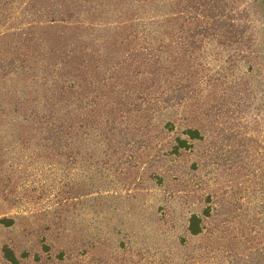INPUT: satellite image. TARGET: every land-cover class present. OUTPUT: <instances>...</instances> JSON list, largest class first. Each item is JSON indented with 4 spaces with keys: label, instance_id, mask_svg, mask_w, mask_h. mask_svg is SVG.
<instances>
[{
    "label": "rangeland",
    "instance_id": "374dc122",
    "mask_svg": "<svg viewBox=\"0 0 264 264\" xmlns=\"http://www.w3.org/2000/svg\"><path fill=\"white\" fill-rule=\"evenodd\" d=\"M4 1L8 27L33 17L26 6L40 12L25 45L0 30V75L36 54L61 66L81 93L82 139L59 151L0 128V220H15L0 224V264L6 244L29 255L21 264H264V60L250 69L222 48L204 14L238 33L240 5ZM178 138L191 148L175 154Z\"/></svg>",
    "mask_w": 264,
    "mask_h": 264
},
{
    "label": "trees",
    "instance_id": "16d2710c",
    "mask_svg": "<svg viewBox=\"0 0 264 264\" xmlns=\"http://www.w3.org/2000/svg\"><path fill=\"white\" fill-rule=\"evenodd\" d=\"M236 3L238 7L240 5L242 8L238 33L229 26L216 25V21L223 20V18L218 19L209 10L204 12V14L207 20L211 19L208 27L210 30L214 31V33L218 31L224 32L221 33L225 37L224 41L221 42L225 44L222 48L226 49V44L236 45L237 49L240 50H236L234 55L241 52L242 58L240 60L248 64L251 69L253 68L252 62L258 63V61L264 60V0H197V4L203 8L201 11L213 4L221 7L223 9L222 13H225V7ZM12 5L13 2L0 0V30L4 28V31L12 32L15 36V38H12L25 45L26 33L27 39H35L34 37H29L32 33L28 32V30L32 27L28 28V25L31 26V23L37 19L40 10L37 7L34 12L31 5L26 6V9L31 11L29 15L33 17L27 19L26 23L8 27L7 25L13 19L11 16L13 11L10 8ZM9 9L11 12L6 15ZM40 9L41 16L44 10ZM231 10L230 13L236 11L237 8H231ZM51 13L56 16L62 11L57 6H53ZM66 15L69 16L62 18L61 21L66 22L68 19H74L72 14ZM93 15L94 13H90L91 17ZM228 15L229 13L225 17L227 18ZM13 22L16 21L14 20ZM71 25L72 27L75 26L74 24ZM232 51L234 50L232 49ZM27 57L22 58L20 64L14 59L11 60L14 76H17L20 79L19 81L15 80L14 76H9L10 74L0 75L2 90L0 91V128L10 129L16 126L17 129L18 126H25L32 129L33 132L42 134L40 142L42 144L44 142L46 147L50 148L52 146L53 149L59 151L72 149L76 146L81 147V93L78 92L80 97L75 96L76 93H73L74 89H76V86L72 84L74 79H65L58 71L61 67L58 64L52 68L46 55L37 56L36 54L35 56L30 55ZM30 58L32 61H30ZM23 76L26 79H23ZM76 90H78V87ZM4 107L7 112L1 110ZM185 135L191 141L202 139L200 132L193 128H188L185 131ZM189 140L178 138L179 144L174 150L175 154H178L180 150L190 149ZM76 156L81 157V152L77 153ZM0 224L3 227L10 228L15 225V220L2 218ZM189 231L194 236L202 233L203 220L200 216H191ZM1 252L9 264H21L22 259L29 257L26 252L23 253L22 257L17 256L14 249L8 244L2 246Z\"/></svg>",
    "mask_w": 264,
    "mask_h": 264
}]
</instances>
